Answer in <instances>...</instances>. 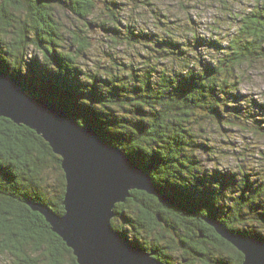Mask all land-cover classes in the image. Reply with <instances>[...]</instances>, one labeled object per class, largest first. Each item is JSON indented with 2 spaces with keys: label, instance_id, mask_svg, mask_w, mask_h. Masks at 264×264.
I'll use <instances>...</instances> for the list:
<instances>
[{
  "label": "trees",
  "instance_id": "1",
  "mask_svg": "<svg viewBox=\"0 0 264 264\" xmlns=\"http://www.w3.org/2000/svg\"><path fill=\"white\" fill-rule=\"evenodd\" d=\"M119 1L0 0V67L124 151L172 202L133 190L116 206L113 227L131 244L163 264H243L208 220L264 241V171L225 168L217 154H240L214 141L228 127L264 138V104L241 90L264 66V0H213L234 23L219 38L155 9L154 29L129 24ZM123 45L136 51L117 58ZM61 163L35 131L0 117V264H78L31 207L65 213Z\"/></svg>",
  "mask_w": 264,
  "mask_h": 264
},
{
  "label": "water",
  "instance_id": "2",
  "mask_svg": "<svg viewBox=\"0 0 264 264\" xmlns=\"http://www.w3.org/2000/svg\"><path fill=\"white\" fill-rule=\"evenodd\" d=\"M0 117L24 125L40 135L62 159L66 176L65 213L32 204L72 249L78 264H163L132 245L113 227L115 208L133 190L161 195L149 175L126 153L103 140L92 126H82L47 97L30 95L24 84L0 67ZM208 223L243 255V264H264V241L235 234L216 220Z\"/></svg>",
  "mask_w": 264,
  "mask_h": 264
},
{
  "label": "rangeland",
  "instance_id": "3",
  "mask_svg": "<svg viewBox=\"0 0 264 264\" xmlns=\"http://www.w3.org/2000/svg\"><path fill=\"white\" fill-rule=\"evenodd\" d=\"M122 1L123 0L119 2ZM217 1L219 2V0ZM122 3L120 8L124 9V11L122 10L120 17L123 21H128L129 24L137 25L138 22H133L132 19H138L139 21L142 17L144 23L143 21L139 22H142L143 26H147V30L154 29V26L159 23L152 12L153 9L158 10V13L162 12L164 15L168 16V18L179 20L182 23L190 22L194 27L198 28L200 34L204 37L219 38L215 31L218 30L226 33L225 28H229L230 24H234L233 21L225 20V11L222 10L220 5L214 4L215 2L213 0H139L138 3H135L140 6L138 7L139 9L135 7L134 3L131 5L136 11H132V7L127 4L125 0ZM149 3L152 5H148ZM233 5L236 8L241 6L240 3L235 2ZM248 8L249 7L245 5L242 10ZM66 15V13L60 14V20L64 24L67 21ZM98 15L103 16V10H99L97 16ZM168 18L162 20L167 21ZM95 37L96 40L100 42L105 38L102 32L97 33ZM113 46L115 45L113 44ZM135 51L134 48L123 45L114 49L113 54L117 58H123L127 57L128 53H134ZM92 56H94V54ZM247 76L248 78L245 79L246 83H244L241 88L242 92L251 95L254 100L264 104V66L259 69H249V74H247ZM262 115H264V111ZM227 131L228 132L224 135L222 134L220 137L216 138L214 144L219 147H229L232 151L240 155L236 156L230 153L225 155L217 154L218 158L221 159L222 165L227 169L235 170L241 165L240 163L243 162L242 164L246 165V168L249 170L254 169V179H256V175L258 174L255 172L262 173V171H264V159H259L257 156L253 157L251 155H257L258 149L264 148V138L259 139L258 136L253 133L241 131L237 128L228 127ZM223 136L226 137L225 141L232 142L233 144L227 146L228 144L225 142L221 143L220 139ZM201 158L207 160L205 162L207 163L206 166H212V163H209V156H207V154H202Z\"/></svg>",
  "mask_w": 264,
  "mask_h": 264
},
{
  "label": "bare ground",
  "instance_id": "4",
  "mask_svg": "<svg viewBox=\"0 0 264 264\" xmlns=\"http://www.w3.org/2000/svg\"><path fill=\"white\" fill-rule=\"evenodd\" d=\"M151 178V177H150ZM133 245V244H132Z\"/></svg>",
  "mask_w": 264,
  "mask_h": 264
}]
</instances>
